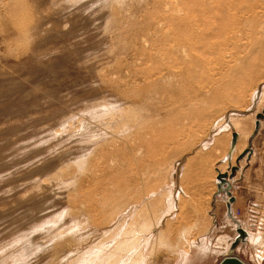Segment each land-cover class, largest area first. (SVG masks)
Masks as SVG:
<instances>
[{"label":"rangeland","instance_id":"rangeland-1","mask_svg":"<svg viewBox=\"0 0 264 264\" xmlns=\"http://www.w3.org/2000/svg\"><path fill=\"white\" fill-rule=\"evenodd\" d=\"M239 19L241 0H0V264H96L119 240L139 253L158 227L146 264L186 251L218 264L235 234L209 217L227 143H203L237 113L255 155L235 214L248 228L256 200L263 225L235 253L264 264V25L242 36ZM177 29L190 55L173 48ZM181 185L177 217H163Z\"/></svg>","mask_w":264,"mask_h":264},{"label":"bare ground","instance_id":"bare-ground-1","mask_svg":"<svg viewBox=\"0 0 264 264\" xmlns=\"http://www.w3.org/2000/svg\"><path fill=\"white\" fill-rule=\"evenodd\" d=\"M185 10H189V6L185 5V3H184L182 7L180 6L179 8L175 9V11H176L175 16L179 20H185V19L189 18V16L187 15V12ZM238 22L239 23L241 22V34H242V36L246 33V31H247L248 34L254 35V36H257V34H259V33H261V35H263V31H262L261 27H263V25H264V0H241V19H239ZM167 28L170 31V28L168 26H167ZM167 28L165 26V30H164L165 32H168ZM174 34L176 35V38L172 40L173 48H177L178 51L181 50L183 53H186V55H190L191 52H188V51H190L191 48L194 47V44H192V40H189V38L185 37L183 34L180 36L179 35V29H177V32L175 31ZM170 74L176 75L174 71L170 72ZM262 94L264 96V90L262 91ZM227 120H226V118H221L216 123V125L214 126V129L212 130L211 136L210 137L208 136L204 140L203 144H204V146H206L205 149L208 148L209 146H212V145H221V144L224 143L225 134H227L226 132L229 129V123H230V122H227ZM230 120H231L232 124L234 125V127L236 128L237 132L238 133L241 132L242 121L245 120V117L243 118L242 114L239 115V113H238V115L237 114H234V115L231 114L230 115ZM260 122L262 123V120ZM260 129H261V126L259 127L258 130H256V124H255V130H254V132H252L253 134H252L251 137L254 138L259 133ZM236 130L233 131V129H232L233 132H235ZM239 138H240V134H239ZM238 142H239V139H238ZM238 142H237V144H238ZM237 144H236V146H235V148H234L232 153H231V145H230L229 153L228 154L225 153V155L222 157L223 158L222 164L220 163L221 164L220 167L218 166L219 168H217V169H220L221 172L224 169L223 166L224 165L227 166L226 165L227 163L230 164L231 166H233L232 164H233L234 160H236V158L234 157V159H233L232 157H233V155H234V153L236 151ZM251 148H252V151L249 152V154L245 155V157L242 159L243 161L240 160L238 162V160H237L238 166L240 165V162H241V167H239V169L243 168V165H242L243 162H246L247 160H251L252 156L254 155L255 149L253 147H251ZM245 150H246V148H244L241 152H243ZM225 160H226V163H224ZM186 166L185 165L183 166V169H182V172H181V179L183 178L184 174L186 173L185 172L186 171ZM221 166L223 167V169H222ZM231 169H232V167H231ZM231 169L230 170H227V168L224 169V170H226L224 173H228L227 179L230 182L231 187L228 188V187L224 186L223 189H219V186H218L219 180H218V178H216L217 187L218 188H217V191L215 192V196L220 195V194L223 195L226 192V194H227V198H226L227 204H228V202L230 200V193L229 192H231V195L234 196L233 192H232V190H233L232 188L234 187V184H233L232 180L236 177L235 175H236L237 171L239 170L238 169L236 171V173L233 175ZM180 187L181 188H180V191L178 192V194L173 193L171 191L170 192L168 191L169 192V199L168 200L170 202H169V205L167 206V210L164 212L163 217L165 215L166 216H174V215H176L178 207H179V202L181 200V194H182V191L184 189L182 185ZM178 195H180V197H178ZM234 202L231 203L230 211H229V208H228V213L230 215H232V214L235 215V212H234L233 206H232ZM162 220H163V218H161L159 220V222L157 224L158 226L162 223ZM236 222H237V228L238 227H242L243 229H245L247 231V238L245 239V241L239 242V244L236 247H232V244L231 245L228 244L226 246L227 247V252H231V253L230 254L228 253V255L226 254L225 257H227V256H237V257H239L235 252H237V251L241 252V249H242L241 244L243 246H245V244L247 242L255 241V239L251 238V236H250V233L254 232L252 230V228L250 226L248 228L243 227L242 226L243 223H240L238 220H236ZM161 230L162 229L160 227H158V229L151 230L147 234H145V236L143 237L144 238V242H142L143 245L140 244L142 246L141 247L142 249L139 251V253L137 251L139 250L140 246H136L135 243L133 244V240H132V242H131V239L119 240L118 243H116V247L114 246L115 248L112 250V253L111 254H106L105 256L100 257V259L98 260L99 263H96V264H146V253L145 252H146V250H148L152 239L154 237L158 238V235L161 232ZM136 233L137 232H133L132 234L136 235ZM237 233H238V231H237ZM206 236L207 235H205L203 237V239H199V240L202 241L201 246L198 247V249L200 251L197 254V256H198L197 259L200 261L199 263L205 262V260L209 259L210 256H211L210 255L211 254V247L208 244L209 239L206 238ZM194 242H195V240H194ZM130 244H132V245H130ZM210 245H211V243H210ZM123 251H125V252H123ZM120 252L124 253L123 256H117V254H119ZM129 253H131L130 256L128 255ZM126 255H128V257L124 258ZM191 255L192 254L190 252L186 251V253H184L182 255L183 258L181 257L182 258L181 259V263H179V262L178 263L179 264H193V259H192ZM224 258H222V260ZM239 258L242 261H244L241 257H239ZM244 262L246 264H249L246 261H244Z\"/></svg>","mask_w":264,"mask_h":264},{"label":"crops","instance_id":"crops-1","mask_svg":"<svg viewBox=\"0 0 264 264\" xmlns=\"http://www.w3.org/2000/svg\"><path fill=\"white\" fill-rule=\"evenodd\" d=\"M238 114V113H237ZM239 115H241V113H239ZM227 122H230L229 123V129H228V131L226 132L227 134H225V138H224V142H226L227 143V147H226V151H225V153H229V150H230V145H231V142H232V133H233V131L234 130H236V128L234 127V125L232 124V122H231V120H230V117L228 118V120H227ZM232 129H234L233 131H232ZM237 131V130H236ZM239 134H240V138H239V142H238V144H237V148H236V151H235V153H234V155H233V159H234V157L236 158V160H234L235 161V163H237V158H238V155L240 154V153H242L241 152V148H240V144H241V132H239ZM226 140V141H225ZM225 153L223 154V156L225 155ZM254 155H255V152H254ZM254 155L252 156V158H251V160H247L246 161V164L247 165H249V164H251L252 163V161H253V158H254ZM222 156V157H223ZM218 158L217 160H216V166H215V171H216V175H215V184H216V187H215V190L213 191V198L215 199L211 204H210V210H209V217L211 218V223H212V226H215V225H218L220 222H228V223H232V224H235V226H234V229H235V234H233L232 236H231V241H230V244H232L233 243V241L235 240V238H236V236L238 235V233H237V222H236V220H238L240 223L242 222L243 223V221L244 220H246V216L244 217L245 219H242L241 220V218H239L238 216H237V214H232V215H230L229 213H228V204H227V201H226V198H227V194H226V192H225V194H220V195H217V196H215V192L217 191V180H216V178H217V175H218V172H217V168H219L220 167V165L222 164V161H223V158ZM226 159V158H225ZM243 161V160H242ZM187 163H188V161H186ZM221 163V164H220ZM224 163H226V160H225V162ZM186 165V164H185ZM224 165V164H223ZM233 165V164H232ZM219 166V167H218ZM222 167V166H221ZM239 167H241V162H240V165H239ZM222 169H223V167H222ZM226 170H224L223 169V171L222 172H225ZM233 181V184H234V187L236 186V183H237V181H240L241 182V169H239L238 171H237V175H236V177L232 180ZM234 187L232 188L233 190H232V192H233V195L236 197V201L233 203V210H234V212H235V208H241V190H239V193H238V195H236L235 194V191H234ZM183 189V188H182ZM185 192V190L183 189V193ZM222 195V196H221ZM226 195V196H225ZM221 198V199H220ZM249 202H254V203H258V201H256V200H253V201H249ZM178 211V210H177ZM220 212H221V214H222V216H220L221 214H220ZM177 214H178V212H177ZM177 214L176 215H174L173 217H177ZM221 219V220H220ZM205 235H207L208 236V239H209V241L211 240V237L209 236V233H207V234H203L202 236H199V237H197V239L196 240H198V239H203V237L205 236ZM224 239H226V236L225 237H223ZM227 240V239H226ZM238 255V254H237ZM239 256V255H238ZM219 262H220V260H219Z\"/></svg>","mask_w":264,"mask_h":264},{"label":"water","instance_id":"water-1","mask_svg":"<svg viewBox=\"0 0 264 264\" xmlns=\"http://www.w3.org/2000/svg\"><path fill=\"white\" fill-rule=\"evenodd\" d=\"M260 117V116H259ZM260 127V119L258 118L256 121V130H258ZM239 139V133L237 131L233 132L232 134V142H231V153L233 152L237 142ZM252 148H249V150H245L242 155L239 157L238 162L241 160V158H243L248 152H251ZM238 166H233L232 167V174L234 175L236 173V171L238 170ZM218 171V175L217 178L219 180L218 182V186L219 189H223L224 186L226 187H231L230 182L228 181L227 177H228V173H224L221 172L220 169H217ZM230 193V200L228 202V208L229 211L231 209V203L234 202L236 200V198L234 196L231 195ZM238 231V235L236 236L235 240L232 243V247H236L239 242L241 241H245V239L247 238V231L245 229H243L242 227H238L237 228ZM219 264H246L244 261H242L239 257L237 256H227L225 257Z\"/></svg>","mask_w":264,"mask_h":264},{"label":"built area","instance_id":"built-area-1","mask_svg":"<svg viewBox=\"0 0 264 264\" xmlns=\"http://www.w3.org/2000/svg\"><path fill=\"white\" fill-rule=\"evenodd\" d=\"M260 204L258 203H254V202H249L247 205V214H248V219L246 221V223L248 224V226H250L252 228V230L254 232H256L259 228V226L263 225L260 221H261V217H260V208L261 206H259ZM245 223V221H243Z\"/></svg>","mask_w":264,"mask_h":264}]
</instances>
